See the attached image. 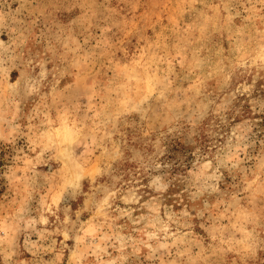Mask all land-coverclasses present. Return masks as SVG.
<instances>
[{
	"label": "rangeland",
	"instance_id": "rangeland-1",
	"mask_svg": "<svg viewBox=\"0 0 264 264\" xmlns=\"http://www.w3.org/2000/svg\"><path fill=\"white\" fill-rule=\"evenodd\" d=\"M262 114L264 0H0V264H264Z\"/></svg>",
	"mask_w": 264,
	"mask_h": 264
},
{
	"label": "trees",
	"instance_id": "trees-1",
	"mask_svg": "<svg viewBox=\"0 0 264 264\" xmlns=\"http://www.w3.org/2000/svg\"><path fill=\"white\" fill-rule=\"evenodd\" d=\"M257 118L258 117H261V120L259 122H257L256 124L257 125H261V126H264V114L262 115H258L256 116ZM199 139V138H197ZM170 150L167 151V156H169V158H173L174 157V153L175 151L179 150H183L182 152L183 153H186V151H188V149L191 147L190 145H186L184 144L181 140H176L175 143H170ZM190 146V147H189ZM184 168L183 167V163H180L178 165L177 162L174 163V165L171 166L170 169H166L168 170L169 174H170V178H174L172 179V183L169 187V189L164 193V200L166 201V203H169V202H173L175 200H178L179 198L176 197V193L179 192V189L182 187V180L178 177H176L178 175V173L184 171ZM184 196V200H186V194L183 195ZM189 201V200H187Z\"/></svg>",
	"mask_w": 264,
	"mask_h": 264
},
{
	"label": "clouds",
	"instance_id": "clouds-1",
	"mask_svg": "<svg viewBox=\"0 0 264 264\" xmlns=\"http://www.w3.org/2000/svg\"><path fill=\"white\" fill-rule=\"evenodd\" d=\"M155 167H156V168H160L161 165H160V164H156ZM205 167H206V168H209V167H211V164H208V165H206ZM155 179H156V180H159L160 178H159V177H156ZM153 182H154V181H150V185H149V186H151V184H152ZM166 187H167V185H164V188H165V189H166ZM111 195H112V196H115V193H112ZM105 203H107V201H105ZM153 211L158 212L159 209H154ZM185 215H187V213H185ZM168 219L171 220L172 217L169 216ZM45 222H46V221H45ZM151 226H152L153 228L156 227L155 224H153V225H151ZM161 230L164 231V232H167V231H168V226L165 225L164 228L161 229ZM153 235H154V233H153Z\"/></svg>",
	"mask_w": 264,
	"mask_h": 264
}]
</instances>
